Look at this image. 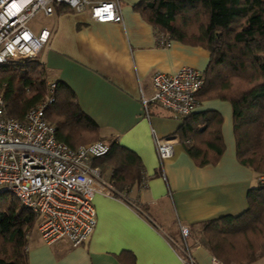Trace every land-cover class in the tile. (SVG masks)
Masks as SVG:
<instances>
[{
    "label": "crops",
    "instance_id": "0c3cea01",
    "mask_svg": "<svg viewBox=\"0 0 264 264\" xmlns=\"http://www.w3.org/2000/svg\"><path fill=\"white\" fill-rule=\"evenodd\" d=\"M118 1L122 23H100L88 8L76 12L62 7L43 14L44 27L35 33H51L39 59L47 81L65 83L74 92L81 110L98 126L100 141L115 140L141 158L145 187L134 188L130 201L97 193V226L80 247L66 239L48 244L36 227L28 238L27 264H184L174 245L182 240L181 226L195 230L242 215L249 208V191L259 187L258 176L237 158L229 102L201 101L194 112L223 116L225 153L217 164L204 167L179 140L169 139L183 119L152 103L147 114L143 99L154 95V74H174L183 67L205 73L211 55L177 41L161 46L155 28L135 10L140 0ZM158 138L174 144V156L163 163ZM188 243L197 264H215L217 259L195 238Z\"/></svg>",
    "mask_w": 264,
    "mask_h": 264
},
{
    "label": "trees",
    "instance_id": "16d2710c",
    "mask_svg": "<svg viewBox=\"0 0 264 264\" xmlns=\"http://www.w3.org/2000/svg\"><path fill=\"white\" fill-rule=\"evenodd\" d=\"M135 10L155 28L159 44L167 39L210 53L198 103L221 100L232 105L237 158L258 177L264 175V0H140ZM22 66H0V95L7 114L18 120L48 94L40 60H25ZM46 117L56 128L58 141L71 148L91 144L88 136L92 143L100 141L98 126L65 83H56L55 102ZM183 120L169 139L179 140L197 165L217 164L225 153L223 116L207 111ZM106 144L108 153L94 159L93 166L117 197L130 201L134 188L145 187L144 164L115 140ZM248 204L242 215L189 228L190 239L223 264L255 263L264 255L263 185L249 191ZM37 224L38 217L14 196L0 197V264H27L28 236Z\"/></svg>",
    "mask_w": 264,
    "mask_h": 264
},
{
    "label": "built area",
    "instance_id": "2783aa9c",
    "mask_svg": "<svg viewBox=\"0 0 264 264\" xmlns=\"http://www.w3.org/2000/svg\"><path fill=\"white\" fill-rule=\"evenodd\" d=\"M62 7L76 12L88 8L100 23L123 22L118 0H0V66L19 68L25 60H39L51 33L43 29L36 34L29 23L39 13L50 16ZM161 45L168 47L169 41L163 39ZM205 83V73L191 67L174 74L156 73L152 77L154 95L151 100L143 99L145 110L148 114L152 103L185 119L196 111L197 96ZM47 89L46 99L29 110L23 120L7 114L5 99L0 95V197L12 195L35 214L46 243L66 239L72 247H80L97 226L95 195L119 198L103 180L100 169L93 166L94 159L106 155L109 146L98 141L71 148L58 141L56 128L46 117L48 107L55 102L56 82L47 81ZM155 144L161 163L174 156L171 140L158 138ZM258 182L264 186V175ZM181 234L183 243H174L175 248L184 264H197L188 243L189 227L181 226Z\"/></svg>",
    "mask_w": 264,
    "mask_h": 264
},
{
    "label": "rangeland",
    "instance_id": "374dc122",
    "mask_svg": "<svg viewBox=\"0 0 264 264\" xmlns=\"http://www.w3.org/2000/svg\"><path fill=\"white\" fill-rule=\"evenodd\" d=\"M29 27L34 31V32H38L39 30H41L44 27V16L42 13H39L30 23H29ZM20 69L23 68V66L21 65V67H19ZM47 84V82H46ZM226 102V101H224ZM223 102V103H224ZM92 139L90 136L87 137V143H92ZM86 143V144H87ZM37 227V225L35 226V228L33 229V234H35L37 232V230H35ZM31 232V233H32ZM253 264H264V255L261 256L255 263Z\"/></svg>",
    "mask_w": 264,
    "mask_h": 264
}]
</instances>
